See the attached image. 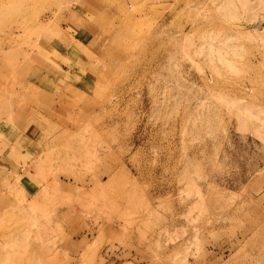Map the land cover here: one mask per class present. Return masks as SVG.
Masks as SVG:
<instances>
[{"label": "rangeland", "instance_id": "rangeland-1", "mask_svg": "<svg viewBox=\"0 0 264 264\" xmlns=\"http://www.w3.org/2000/svg\"><path fill=\"white\" fill-rule=\"evenodd\" d=\"M0 264H264V0H0Z\"/></svg>", "mask_w": 264, "mask_h": 264}]
</instances>
